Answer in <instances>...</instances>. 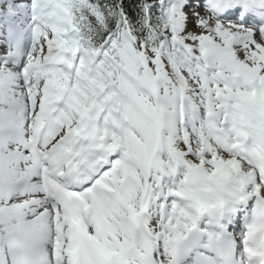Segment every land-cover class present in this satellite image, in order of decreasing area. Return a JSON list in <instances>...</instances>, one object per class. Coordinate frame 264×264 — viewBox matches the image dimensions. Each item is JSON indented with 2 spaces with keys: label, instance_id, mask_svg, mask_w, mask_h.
<instances>
[{
  "label": "snow or ice",
  "instance_id": "1",
  "mask_svg": "<svg viewBox=\"0 0 264 264\" xmlns=\"http://www.w3.org/2000/svg\"><path fill=\"white\" fill-rule=\"evenodd\" d=\"M0 264H264V0H0Z\"/></svg>",
  "mask_w": 264,
  "mask_h": 264
}]
</instances>
